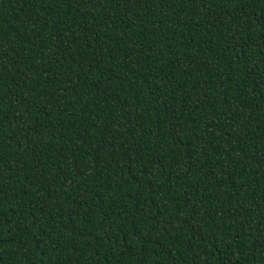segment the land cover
I'll return each mask as SVG.
<instances>
[{"label":"trees","instance_id":"trees-1","mask_svg":"<svg viewBox=\"0 0 264 264\" xmlns=\"http://www.w3.org/2000/svg\"><path fill=\"white\" fill-rule=\"evenodd\" d=\"M0 264H264V0H0Z\"/></svg>","mask_w":264,"mask_h":264}]
</instances>
